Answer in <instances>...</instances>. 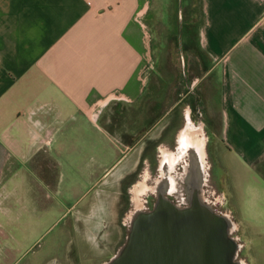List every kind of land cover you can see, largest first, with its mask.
<instances>
[{
  "label": "crops",
  "instance_id": "obj_1",
  "mask_svg": "<svg viewBox=\"0 0 264 264\" xmlns=\"http://www.w3.org/2000/svg\"><path fill=\"white\" fill-rule=\"evenodd\" d=\"M150 3L0 0V264L25 255L26 214L31 228L38 221L36 207L19 197L42 193L44 164L74 165L84 193L93 185L94 196L120 194L136 149L120 135L133 131L153 59ZM201 9L198 49L218 80L217 107L205 94L200 109L186 108L159 165L165 152H177L188 123L200 135L209 129L211 188L236 224L242 260L264 264V0H201ZM114 117L128 127L120 135L108 128ZM11 197L17 203H5Z\"/></svg>",
  "mask_w": 264,
  "mask_h": 264
},
{
  "label": "rangeland",
  "instance_id": "obj_2",
  "mask_svg": "<svg viewBox=\"0 0 264 264\" xmlns=\"http://www.w3.org/2000/svg\"><path fill=\"white\" fill-rule=\"evenodd\" d=\"M145 20L151 32L153 59L146 72L148 81L144 93L134 105L139 112L136 117H132L135 120L133 131L120 135L128 127L119 123L117 117L108 125L113 134L120 135L124 142L136 148L132 149L129 156L131 162L124 170L127 171V174L124 173L127 177H123V184L118 189L120 194L114 191L107 197L94 196L93 185L88 193H84L85 184L74 170V165L44 164L43 174L46 175V167L50 178L44 181L46 185H43L42 193L19 197L20 205L36 207L35 219L38 221L31 228L29 221L33 219L26 214V230L24 234L20 233L21 238L26 239L21 241L20 246L26 251L19 264H28L34 258V264H104L109 261L129 234L136 203L140 201L142 206L143 193L152 191L155 194V183L159 180L157 168L160 151L175 145V136L183 123L185 109L193 112L196 107L200 109L206 102L202 97L205 94L211 97V107H217L218 80L214 72L206 73L210 61L198 49L199 28L204 20L201 0H151ZM166 113L170 116L164 124L162 120ZM193 114L197 118L196 113ZM206 134L210 136L209 129ZM206 134V179L198 190L204 202H208L218 214H223L227 213L223 200L211 188V143L210 140L207 142ZM186 162L183 160L182 169ZM33 165H25L26 170L33 168ZM180 165L176 164L178 167ZM181 174H174L176 185L165 195L184 208L189 205V187L183 182ZM154 177L155 183L148 184L153 182ZM25 179L27 183H35L34 178ZM172 195L176 201L169 197ZM151 201L155 202L156 198L152 196ZM7 202L17 203L12 197ZM90 210L97 211V217L92 219ZM100 211L102 213L98 216ZM92 220L93 223L90 222ZM32 237L36 238L35 243H32ZM229 237L241 245L235 228ZM11 246L16 248L17 244L12 243ZM241 256L240 247L236 260L243 262Z\"/></svg>",
  "mask_w": 264,
  "mask_h": 264
},
{
  "label": "water",
  "instance_id": "obj_3",
  "mask_svg": "<svg viewBox=\"0 0 264 264\" xmlns=\"http://www.w3.org/2000/svg\"><path fill=\"white\" fill-rule=\"evenodd\" d=\"M198 156L199 173L183 180L189 205L181 208L155 188L153 209L133 212L126 243L104 264H245L236 260L242 244L229 237L234 220L215 212L198 190L206 179L205 146Z\"/></svg>",
  "mask_w": 264,
  "mask_h": 264
},
{
  "label": "bare ground",
  "instance_id": "obj_4",
  "mask_svg": "<svg viewBox=\"0 0 264 264\" xmlns=\"http://www.w3.org/2000/svg\"><path fill=\"white\" fill-rule=\"evenodd\" d=\"M183 132L185 133V135H183L184 137H183L182 151L181 153L179 152L178 154L179 157H183L184 155L188 156V161L187 164L185 165L184 173L181 176L183 180L187 181L189 177H194L193 176L194 173H199L200 171V164H199L200 162L198 160L199 159L198 154L201 155L202 152L204 153L205 140L201 135H199L201 137L199 138V142H198V139L196 137L188 136L186 130H184ZM176 163L177 162L172 163L171 161H169L164 165L163 170L170 172ZM172 179L173 178H169V177H163L162 179H160L157 182V185L155 186L157 192L159 194L170 192L173 183ZM137 205L140 208V201L137 202ZM134 213L139 214L140 210L139 211L137 210ZM224 220H227L226 216L224 217Z\"/></svg>",
  "mask_w": 264,
  "mask_h": 264
},
{
  "label": "flooded vegetation",
  "instance_id": "obj_5",
  "mask_svg": "<svg viewBox=\"0 0 264 264\" xmlns=\"http://www.w3.org/2000/svg\"><path fill=\"white\" fill-rule=\"evenodd\" d=\"M184 130H186L187 132V134H188V136H194V137H196L197 139H198V142H199V138L201 137V136H199L200 135V127L199 126H194L193 124H191V123H188L186 126H185V128L180 132V135H179V146H178V148H177V152H165L164 154H163V157H162V160L160 161V165H158V170H157V175L159 176V180L160 179H162L163 177H169V178H173V177H175L174 176V174L175 175H180V173H182L181 174V176L183 175V173H184V169H182V165H183V160H184V162H186V161H188V158L187 157H184V158H182V157H179V152L181 153V151H182V146H183V135H185V133L183 132ZM173 155H175V156H173ZM182 158V159H181ZM179 159H181L180 161H179ZM169 161H171L172 163H175V162H177L176 164L178 165V164H181L179 167L178 166H176V164H175V166H176V168H175V166H174V168H173V171H174V169H176L175 170V173L172 171V173H170V172H168V171H166V170H163V167H164V165L166 164V163H168ZM179 161V162H178ZM184 168H185V166H184ZM181 170L180 172L178 171V170ZM178 171V172H177ZM171 174H172V176H171ZM154 180H153V182H150V183H148V184H150V185H153L155 182V177L153 178ZM158 180V181H159ZM157 181V182H158ZM153 183V184H152ZM157 185V183H155V186ZM165 194H167V193H165ZM152 196L154 197V198H156V196H155V194L152 192V191H149V193H143V202H142V206H141V202H140V208H139V206L137 205V203H136V207H135V209H134V212H136L137 210L139 211H143V212H147V211H149V210H152L153 209V207H154V202H152L151 200H152ZM173 201H176V199L174 198L175 196H169ZM134 198V197H133ZM149 201H151V202H149ZM133 208H134V206H133ZM130 230V229H129ZM126 241H127V236H126V238H125V240L121 243V244H119L120 246H118V248H117V250H116V252L126 243ZM116 252H115V254H116Z\"/></svg>",
  "mask_w": 264,
  "mask_h": 264
}]
</instances>
